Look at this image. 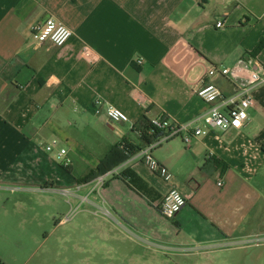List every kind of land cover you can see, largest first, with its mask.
Listing matches in <instances>:
<instances>
[{"label":"crops","instance_id":"0c3cea01","mask_svg":"<svg viewBox=\"0 0 264 264\" xmlns=\"http://www.w3.org/2000/svg\"><path fill=\"white\" fill-rule=\"evenodd\" d=\"M49 17L73 31L62 47L32 39ZM262 37L264 0H0V264H92V219L134 246L129 264H264V83L243 130L211 132L190 146L177 138L154 151L171 180L120 152L124 142L143 146V119L203 125L212 104L196 90L206 70L241 59L264 67V49L253 55ZM211 81L233 95L229 79ZM97 98L129 121L95 116ZM171 189L187 205L167 219L160 206ZM56 193L81 214L61 248L50 249L67 226L52 225L59 200L47 196ZM12 197L30 213L12 212ZM43 206L54 208L46 221L35 213ZM26 240L39 241L35 254Z\"/></svg>","mask_w":264,"mask_h":264},{"label":"built area","instance_id":"2783aa9c","mask_svg":"<svg viewBox=\"0 0 264 264\" xmlns=\"http://www.w3.org/2000/svg\"><path fill=\"white\" fill-rule=\"evenodd\" d=\"M218 28L224 27V22L220 21L216 25ZM73 31L60 20L49 17L39 22L32 28V39L38 45L51 42L57 47L64 46L72 37ZM85 54H90L89 48H84ZM252 61L241 59L232 68L225 66H210L206 72L202 84L197 88L196 94L203 101L212 104L207 114L203 118V125L192 127L189 125H175L163 118L152 119V128L157 129L160 135L153 137L154 130L148 132L149 140H143L141 128L137 129L142 139L143 146H134L130 143H122L120 149L128 158L137 156L151 170L158 172L165 180H171L173 174L154 158V151L173 139L180 138L190 146L194 138L205 136L216 131H241L247 127L249 122V110L255 102L254 89L264 83V67H251ZM138 65L143 61L139 59ZM227 78L234 85V93L227 96L214 81L215 78ZM93 113L95 116L103 118L109 124L128 122V115L119 108L104 103L97 98L93 102ZM58 146V141L54 140L46 146L48 152H53ZM66 149L58 151V158L63 165L68 168L71 161L66 158ZM99 183L104 184L103 177L99 178ZM219 186L222 183L218 184ZM187 205V199L177 189H171L160 206L161 214L167 219H173Z\"/></svg>","mask_w":264,"mask_h":264},{"label":"rangeland","instance_id":"374dc122","mask_svg":"<svg viewBox=\"0 0 264 264\" xmlns=\"http://www.w3.org/2000/svg\"><path fill=\"white\" fill-rule=\"evenodd\" d=\"M47 199L56 200V201L59 200L58 209H57L58 213L55 216L56 220L54 221V223L52 225L54 226L56 223H60L61 220H64V223L67 224V226H65L64 228H59V230H58V234L56 236L59 237L60 239L54 238L48 244V246H50V247H46V248H50V249L51 248L58 249V248H61V247H59L61 239L65 238L68 231L71 230V226H73V225L77 226L78 225V223H77L78 219H76V216L80 215L81 213L78 212V208L72 204V202L70 200V196H68L65 193H63V194L56 193L53 195H49V196H47ZM16 201H17V199L15 197L11 198V204L10 205H11V211L12 212H17L18 214L21 213L23 215H27L30 213L31 208H29V206H27V207L16 206L14 204ZM47 210H54V208L52 206L37 207L35 213L38 214V218H40L42 221H46ZM92 210L93 209L91 207V211ZM99 216H100L99 214L92 212V217L96 218ZM79 225H81V224H79ZM98 227H100V225L98 224V219H96V220L92 219L91 229L89 231V235H91L90 236V244H91V248L97 249L98 252L95 250L92 251L91 263L92 264H105V263L119 264L120 262L118 261V258L120 256L122 259L121 263L124 262V264H129V261H130L129 256L131 255V249H132L131 247H134V246L131 245V243L128 241H124V240H121L119 238L115 239L114 237H110L109 235H114V232H111L112 234L111 233L105 234L106 231H103L102 229H98ZM26 243L28 246H31L32 253L35 254L36 253L35 250L39 247V241H36V240L28 241V240H26ZM4 247H5V245L2 242H0V248L2 249ZM120 247H122V252L120 250L121 249ZM105 248L107 250L112 249L113 252L109 253L108 251H105ZM43 249L45 250V248H43ZM100 249H102V251H100ZM114 250H117V252H115ZM106 252H107V254H105ZM42 254L38 255V257H36V260L39 257L43 256ZM140 255H141V252H140ZM115 256L117 257V260L114 259ZM51 262L55 264L54 258Z\"/></svg>","mask_w":264,"mask_h":264},{"label":"trees","instance_id":"16d2710c","mask_svg":"<svg viewBox=\"0 0 264 264\" xmlns=\"http://www.w3.org/2000/svg\"><path fill=\"white\" fill-rule=\"evenodd\" d=\"M264 49V37L261 38L258 46L256 47V49L253 52V55H257L260 51H262ZM141 130L143 132V140L148 141L149 140V135L148 132L150 130H154V134L153 137L157 138L160 135V132L156 131L157 129L152 128L150 122L146 119H143L141 121ZM117 149L120 151V149L117 147ZM123 155V160L126 161L128 159V156H126L122 151H120ZM106 170H100V174L105 173ZM48 185V184H47Z\"/></svg>","mask_w":264,"mask_h":264}]
</instances>
